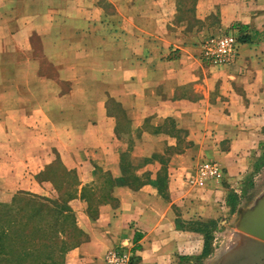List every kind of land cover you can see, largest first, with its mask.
<instances>
[{
    "label": "crops",
    "instance_id": "crops-1",
    "mask_svg": "<svg viewBox=\"0 0 264 264\" xmlns=\"http://www.w3.org/2000/svg\"><path fill=\"white\" fill-rule=\"evenodd\" d=\"M7 23L0 224L18 195L60 197L74 181L64 169L79 177L67 204L85 239L62 262L76 232L44 245L39 211L7 233L30 253L9 243L0 264H105L110 250L133 264H195L208 248L195 225L227 214L264 141V0H4L0 32ZM223 32L240 42L236 60L203 61L201 42ZM206 163L222 177L200 179Z\"/></svg>",
    "mask_w": 264,
    "mask_h": 264
},
{
    "label": "rangeland",
    "instance_id": "rangeland-1",
    "mask_svg": "<svg viewBox=\"0 0 264 264\" xmlns=\"http://www.w3.org/2000/svg\"><path fill=\"white\" fill-rule=\"evenodd\" d=\"M4 0H0V2H3ZM12 16L8 17V14L6 13V18H11ZM5 18V19H6ZM9 25L8 23L5 25V27L2 28L0 34L2 37L4 35L8 37L9 34ZM5 44H2V50L8 49V42H4ZM32 46L35 53L39 55L40 51V43L38 42L37 38H34ZM1 49V47H0ZM7 65V60L0 59V67ZM4 76H7V74H1V78H4ZM1 99L8 100L9 92L8 90L1 91L0 93ZM262 148L259 150L260 153L255 155L253 157L252 163L254 164L250 171H247L246 174L242 179L238 181V186L234 190L236 193L233 194L235 196V204L230 207L227 214L219 221H211L208 223H202L199 225H195V228H198V230H201V232L207 237L208 239V248L206 249V253L196 259L195 264H228V260L235 259V262H232L234 264H264V254H260L251 262L243 263L241 260L242 258L239 257L241 249L244 247L248 241V238L254 239L255 244L253 247L255 249H260L262 244H264V241L254 237L251 232V228L254 224L249 227V224L251 223L253 217L262 209L264 208V141L260 144ZM51 172V171H50ZM48 175V172L46 175L42 176V181H51V179H54L50 175ZM63 173H65V178H73L74 181L66 183V185L60 186L58 185L57 189L60 192L61 196L59 197L58 194L53 190V188H47L51 191L52 197L50 199V203L45 202V200L42 199V197H30L24 195H18L14 202L11 204H7L5 208L9 210L8 214H6L7 219L5 220V224H0L3 228L1 230L4 232V235H7L8 229L9 231H14L13 228H16V224L19 221V217L25 220V216L31 215L33 213H36L38 216H40V209L43 208L45 205L50 206H58L56 209L62 208L64 211H66V215L63 212L61 215L64 217H68L66 219L67 228L59 229L57 227V223L61 222L62 218L61 215L58 216V218H55L54 223H51V225L45 224L44 222L40 225L41 228H43V239L42 242L44 245L47 246V244H50L52 241H59V242H68V236L66 234H56L60 231H63L64 233L66 231H75L76 234L72 236L74 240L69 244L65 249L61 252V260L62 262H65L67 259L68 254L71 252V250L79 245L81 242L84 241L85 236L81 231H78L76 229L75 225V218L74 213L72 212L70 206L67 204L68 200L72 198H76L78 196V174L77 172L70 173L63 169ZM57 174V173H55ZM44 179V180H43ZM52 182V181H51ZM55 182V181H54ZM55 184V183H54ZM25 186V184H24ZM55 186V185H54ZM60 199H59V198ZM86 198H90L86 193ZM52 199V201H51ZM17 211H21L19 214ZM54 211V210H53ZM264 211L261 210L258 216ZM15 212L17 214H15ZM257 216V217H258ZM52 222V221H50ZM55 227V228H54ZM249 227V228H248ZM37 228H39L37 226ZM34 229V228H33ZM39 232L41 231L38 229ZM249 230V232H248ZM49 232V235L48 233ZM6 233V234H5ZM40 234V233H39ZM54 234V235H53ZM20 235V234H19ZM15 235L14 239L11 235H7L9 241H6L5 246L3 245L0 255L1 258L8 259L9 257V243H13L15 247L17 248V253L19 254H27L30 253V251L27 249H18L19 244L23 243L22 235ZM17 237V238H16ZM20 237V238H19ZM63 237L65 239H63ZM57 238V239H56ZM21 240V241H20ZM28 242V241H27ZM41 242V243H42ZM246 242V243H245ZM245 243V244H244ZM243 246V247H242ZM11 254V253H10ZM56 255L54 257H49L48 259L55 260ZM64 260V261H63ZM61 262V263H62ZM52 263L54 261L52 260ZM55 264V263H54Z\"/></svg>",
    "mask_w": 264,
    "mask_h": 264
},
{
    "label": "built area",
    "instance_id": "built-area-1",
    "mask_svg": "<svg viewBox=\"0 0 264 264\" xmlns=\"http://www.w3.org/2000/svg\"><path fill=\"white\" fill-rule=\"evenodd\" d=\"M239 40L231 32L213 34L200 44L203 61L226 65L233 63L239 52ZM200 179L217 180L222 177V170L216 163H206L197 170ZM105 264H133L131 252L110 250L105 256Z\"/></svg>",
    "mask_w": 264,
    "mask_h": 264
},
{
    "label": "bare ground",
    "instance_id": "bare-ground-1",
    "mask_svg": "<svg viewBox=\"0 0 264 264\" xmlns=\"http://www.w3.org/2000/svg\"><path fill=\"white\" fill-rule=\"evenodd\" d=\"M256 232L259 236L264 237V211L258 216L251 228V232ZM254 239L248 238V241L245 245H243V249L240 251L239 257L242 258V262L248 263L251 262L254 258L259 256L260 254H264V244L260 247V249H255L253 245L255 244Z\"/></svg>",
    "mask_w": 264,
    "mask_h": 264
},
{
    "label": "trees",
    "instance_id": "trees-1",
    "mask_svg": "<svg viewBox=\"0 0 264 264\" xmlns=\"http://www.w3.org/2000/svg\"><path fill=\"white\" fill-rule=\"evenodd\" d=\"M45 202L50 203L48 200H45ZM43 206L44 207L40 209V212L45 215V217L47 218L46 221L49 220V222L46 223V224L49 223V225H51V223L56 222L54 217L58 218L59 215H61L63 212H65L62 208L56 209V208H58V206H53L52 207L50 205H45V204ZM17 212L19 214L21 211H17ZM24 221H25L24 219H22L21 217H19V221L17 223L18 224V228L23 227V224L22 223H24ZM50 221H52V222H50ZM1 237H2V235L0 236V238Z\"/></svg>",
    "mask_w": 264,
    "mask_h": 264
},
{
    "label": "water",
    "instance_id": "water-1",
    "mask_svg": "<svg viewBox=\"0 0 264 264\" xmlns=\"http://www.w3.org/2000/svg\"><path fill=\"white\" fill-rule=\"evenodd\" d=\"M263 209H264V208H262L261 210H263ZM261 210H260V211H261ZM260 211H259V212L253 217L251 223L249 224V227L253 224V222H255V220H256L258 214L260 213ZM249 227H248V228H249ZM248 232H249V230H248ZM250 234H252L254 237L259 238V239H261V240L264 241V237L259 236L256 232L253 231V232H250Z\"/></svg>",
    "mask_w": 264,
    "mask_h": 264
}]
</instances>
